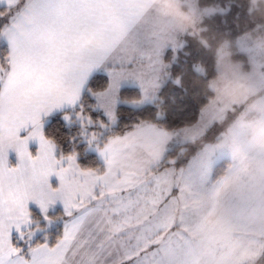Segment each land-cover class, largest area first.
Instances as JSON below:
<instances>
[{
    "label": "snow or ice",
    "instance_id": "obj_1",
    "mask_svg": "<svg viewBox=\"0 0 264 264\" xmlns=\"http://www.w3.org/2000/svg\"><path fill=\"white\" fill-rule=\"evenodd\" d=\"M236 6L244 25L233 37L198 26L230 10L214 0H0V37L10 46L0 58V264H264V5ZM186 35L203 50L190 69L203 97L195 119L168 130L146 118L113 131L121 83L141 90L128 102H155L172 64L190 55ZM233 59L253 78L246 92L222 71ZM100 67L109 82L88 89L96 101L90 107L107 122L93 120L81 102ZM188 70L185 63L172 82L182 86ZM66 105L78 106L103 171L81 168L75 152L54 155L41 116ZM173 137L201 145L186 166L165 157ZM29 139L39 142L36 156ZM9 148L18 166H8ZM225 149L233 163L208 186L211 158ZM58 201L62 215L50 216ZM53 224H62L55 243L38 242Z\"/></svg>",
    "mask_w": 264,
    "mask_h": 264
},
{
    "label": "trees",
    "instance_id": "obj_2",
    "mask_svg": "<svg viewBox=\"0 0 264 264\" xmlns=\"http://www.w3.org/2000/svg\"><path fill=\"white\" fill-rule=\"evenodd\" d=\"M221 7H227L230 10L221 15L216 14L210 19H206L204 22L209 27H219L221 31H229L233 37H235L239 31L243 30L244 16L241 11L239 21L236 20L237 4L241 0H214ZM226 21V23H222ZM237 23L240 24V28L237 29ZM184 39L187 41L186 51L190 55L185 56L183 53L180 55L178 63H173L169 71L172 76L167 79L161 86V89L157 93V100L152 103H146L139 107H133L128 104V101L137 99L140 97V91L138 88L133 86H124L119 89L118 97L119 103L116 106L117 122L112 127L113 131L119 132L125 129V126L131 125L140 119L153 118L155 122L162 125L168 130L183 128L187 123H190L198 115L200 104L203 102V97L199 95L201 89L199 83H197L195 77L191 72V64L203 55V50L199 49L197 40L191 36H185ZM2 53L0 58L6 56V47L1 45ZM167 58V57H166ZM187 64L188 72L183 76L182 86L175 85L172 81L174 77L180 74L182 65ZM108 84V78L103 73H96L91 76L86 84L84 91L82 92L81 102L85 103L88 107V111L93 120H102L106 122L105 117L100 111L90 107L93 105L91 93L88 89L98 91L103 89ZM78 111V106L75 108L63 110L55 113L54 115L47 118L42 127V131L47 138H50L56 142V156L60 158L61 155H68L72 152L77 154V163L81 168H93L103 170V164L97 157V155L88 150V146L85 141H82L84 129L78 122L75 112ZM162 112L159 118H156L157 112ZM70 115V123L64 120V114ZM93 130V129H90ZM104 137L103 140H105ZM189 144H174L169 150L165 152L166 158H171L177 155L178 151L182 149L180 154L182 157L178 160V165H183L185 162L184 156L187 153ZM223 163L216 164L213 167V178L221 175ZM34 216L39 217L40 212L34 208L29 209ZM61 210L49 211V215H62ZM44 224V221L41 220ZM62 233V224H54L46 227L44 232L37 234L36 240L38 242H44V238L47 237V242L51 245L54 244L57 237ZM15 242V237H13Z\"/></svg>",
    "mask_w": 264,
    "mask_h": 264
},
{
    "label": "crops",
    "instance_id": "obj_3",
    "mask_svg": "<svg viewBox=\"0 0 264 264\" xmlns=\"http://www.w3.org/2000/svg\"><path fill=\"white\" fill-rule=\"evenodd\" d=\"M5 43L7 44L8 42H5ZM6 50H7V49H6ZM6 52H7V53H6V56H7V55L10 53V51L7 50ZM6 56H5V57H6ZM96 73H103V74H105V75L107 76V78H108V82H109L108 74H107V72L104 70L103 67H100V68H98V69H94V70L90 73V75H89V77H88V80H89V78H90L91 76H93V75L96 74ZM88 80L86 81V84H87ZM125 82H127V83H125ZM125 82H122V83H121V87H124V86H133V87H136V88H138V90L140 91V96H141V90H140L138 84H136V83L133 82V81H125ZM86 84H85V87H86ZM85 87H84V89H85ZM121 87H120V88H121ZM83 91H84V90H83ZM91 97H92V100H93V104H95V103H96L95 98H94L92 95H91ZM118 102H119V98H118ZM128 104L131 105V106H133V107H139V106H142V105H144V104H146V103H143V104H140V105H136V104H133V103L128 102ZM71 108H72V106H67V105H66V106H63V107L60 108V109H54L51 113H49V114H47V115H43V114H42V116H41L42 127H43V123H44V121H45L47 118H49L50 116L54 115L55 113L61 112V111H63V110L71 109ZM31 130H32V126H31V125H29L28 127L24 128V129H21V131H20V133H19L20 137H21V138H26V137H28L29 132H30ZM180 141L184 142L180 137H173V139H172V140L169 142V144L166 146V151L169 150V149L171 148V146L174 145L175 143H176V144H183V143L180 142ZM184 143H186V142H184ZM28 149H29V152H30L33 156H36V155L38 154V151H39V142H38V140H36V139H29V141H28ZM92 151H93L94 153H96L97 157H98L99 160L102 162V164H103V170H104V168L106 167L105 162H104L103 158L99 155V152L96 150V147L92 148ZM54 155L56 156V153H55V152H54ZM56 158L59 159V157H57V156H56ZM221 163H223V166H220V167H222V172H221V175H220V176H222L223 174H225L226 171L228 170V168H229V166H230V160L227 159V158H223V159L221 160ZM18 164H19V157H18L17 152L15 151L14 148H9V149H8V166H9V167H15V166H18ZM184 164H185V163H184ZM184 164L181 165V166H184ZM103 170H102V171H103ZM220 176L218 175V176H216V178H213V168H210V176H209V179L215 181V180H216L217 178H219ZM214 181H213V182H214ZM49 183H50L51 186L54 187V188H55V187H58V186H59V179H58V177L55 176V174H53L52 176L49 177ZM30 208H34L35 210H37L38 212H40V209H39L38 205H37L35 202H32V201L29 202V209H30ZM55 210H61V211L63 212V205H62L61 202L58 201L54 206H52V207L49 209V211H51V212H52V211H55ZM61 234H62V233H61ZM13 237H16V233H15L14 231H13ZM49 245H50V244H49ZM51 245H52V244H51Z\"/></svg>",
    "mask_w": 264,
    "mask_h": 264
},
{
    "label": "rangeland",
    "instance_id": "obj_4",
    "mask_svg": "<svg viewBox=\"0 0 264 264\" xmlns=\"http://www.w3.org/2000/svg\"><path fill=\"white\" fill-rule=\"evenodd\" d=\"M221 7V6H220ZM222 8H227L226 6L225 7H222ZM5 42H8L7 41V39L6 38H4V37H0V53H2L3 51H2V48H1V45L3 44V45H5V47H6V49L7 50H9L10 51V46H9V43H5ZM125 83H127V82H125ZM119 98V97H118ZM119 102L117 101V104H118ZM144 103H152V101H146V102H144ZM94 105V104H93ZM72 108H74V107H72ZM94 109H96V110H98V111H100V113H102L103 114V116L105 117V119H106V122H107V117L105 116V114H104V112H103V110L102 109H100V108H94ZM65 115H68L69 116V119H70V115L69 114H64V120L67 122V123H70L71 121L69 120V119H65ZM78 120V119H77ZM78 122L80 123V121L78 120ZM81 124V123H80ZM114 125H112V127H113ZM104 137H106V134L105 135H103V136H101V138H100V140H102ZM206 139V141H209V142H211L212 141V137H206L205 138ZM82 141H85L86 142V145L88 146L87 148H88V150H90V151H92V148H94L95 146L94 145H89V143H88V140H87V138H86V136L83 134V137H82ZM180 142H182V141H180ZM183 144H189V146L187 147H184V149H187V153H186V155L184 156V158H185V164H184V166H186L188 163H190V161H191V159H192V157L196 154V152L198 151V149L201 147V145H192V144H190V143H184V142H182ZM183 150V147H182V149H180L177 153V155H174L173 157H171V158H175V157H182V154H180L181 153V151ZM93 152V151H92ZM96 154V153H95ZM223 158H227V159H229L230 160V165L233 163V161H232V158H231V154L228 152V150L227 149H225V150H222V151H218V152H216V153H214L213 154V156H212V158H211V165H210V168H213L216 164H219V163H221V160L223 159ZM180 159V158H179ZM220 176V175H219ZM214 180H211V179H209V181H208V186H210L211 185V183L213 182ZM54 225V224H53ZM47 227H49V226H47ZM41 233V232H40ZM37 234H39V233H37Z\"/></svg>",
    "mask_w": 264,
    "mask_h": 264
},
{
    "label": "clouds",
    "instance_id": "obj_5",
    "mask_svg": "<svg viewBox=\"0 0 264 264\" xmlns=\"http://www.w3.org/2000/svg\"><path fill=\"white\" fill-rule=\"evenodd\" d=\"M257 2L261 5H264V0H257ZM182 10H185V9H182ZM198 26L199 27H207L208 25L205 24L204 21H201ZM189 27H191V26H189ZM232 65L237 66V67H233ZM232 65H225L223 67L222 71H224L228 75L230 80L233 76H236L238 79V83L243 86L241 91L246 92L248 90L249 86L253 83V78L250 74V71L248 69H245L242 66V62H240L238 60L233 59ZM197 83H199V82L197 81Z\"/></svg>",
    "mask_w": 264,
    "mask_h": 264
}]
</instances>
